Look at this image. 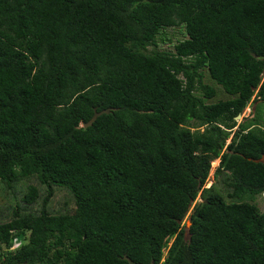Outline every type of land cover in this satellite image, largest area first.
I'll list each match as a JSON object with an SVG mask.
<instances>
[{
    "label": "trees",
    "instance_id": "1",
    "mask_svg": "<svg viewBox=\"0 0 264 264\" xmlns=\"http://www.w3.org/2000/svg\"><path fill=\"white\" fill-rule=\"evenodd\" d=\"M263 114L264 0H0V264H264Z\"/></svg>",
    "mask_w": 264,
    "mask_h": 264
},
{
    "label": "rangeland",
    "instance_id": "2",
    "mask_svg": "<svg viewBox=\"0 0 264 264\" xmlns=\"http://www.w3.org/2000/svg\"><path fill=\"white\" fill-rule=\"evenodd\" d=\"M183 30L181 28H172V29H167L165 30L163 33H161L160 38L158 42V49H164L167 48L168 44L166 43V39L170 38L172 40V42L174 43L177 40H181L183 39ZM254 104H248L247 107L243 110V112L240 114V118L238 120H236V124L240 123L242 121L243 118H250L252 116V108H253ZM264 115V114H263ZM229 142V139L226 140V143ZM218 164V160H213L210 164V169L208 172V176L206 179V182L204 184V188L209 187L212 184V174L214 172V169L216 168ZM200 199L197 196L195 198V200L191 203L190 207H189V211L186 215V217L183 219L182 223L184 226L188 227L189 222H188V214L190 213V210L192 208V206L199 202ZM70 205V201H69V196L67 194L66 191L60 189V190H56L55 196L52 198L51 200V204H50V211L52 213H59L64 205ZM255 204L257 209L259 210L260 213H264V196L260 195L259 197H257L255 199ZM170 244V240L167 243V246ZM165 249L163 250V255H165Z\"/></svg>",
    "mask_w": 264,
    "mask_h": 264
},
{
    "label": "water",
    "instance_id": "3",
    "mask_svg": "<svg viewBox=\"0 0 264 264\" xmlns=\"http://www.w3.org/2000/svg\"><path fill=\"white\" fill-rule=\"evenodd\" d=\"M108 112H109V109H105V110H101V111H96V109H93V114H92L91 118L86 123L81 124L80 127H82V128L89 127L95 121V119L98 116L103 115V114H108ZM239 118H240V115H237L236 117L233 118V120L236 121Z\"/></svg>",
    "mask_w": 264,
    "mask_h": 264
},
{
    "label": "built area",
    "instance_id": "4",
    "mask_svg": "<svg viewBox=\"0 0 264 264\" xmlns=\"http://www.w3.org/2000/svg\"><path fill=\"white\" fill-rule=\"evenodd\" d=\"M261 195L264 196V192H263ZM18 245H19L18 242H14V243L12 244V246L10 247V249H15V248L18 247Z\"/></svg>",
    "mask_w": 264,
    "mask_h": 264
}]
</instances>
